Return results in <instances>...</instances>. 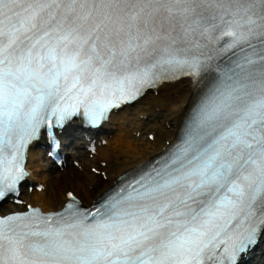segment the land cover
Wrapping results in <instances>:
<instances>
[{"label":"snow or ice","instance_id":"1","mask_svg":"<svg viewBox=\"0 0 264 264\" xmlns=\"http://www.w3.org/2000/svg\"><path fill=\"white\" fill-rule=\"evenodd\" d=\"M179 76L178 143L90 206L0 215V264H241L264 239V0H0V200L42 131L51 155Z\"/></svg>","mask_w":264,"mask_h":264},{"label":"bare ground","instance_id":"2","mask_svg":"<svg viewBox=\"0 0 264 264\" xmlns=\"http://www.w3.org/2000/svg\"><path fill=\"white\" fill-rule=\"evenodd\" d=\"M156 92L155 94H149V91H147L146 94L140 97L141 99H147L146 104L137 103L134 106L137 108L136 111H140L151 108L156 101H162L163 108L166 110L164 116L159 115L160 119L163 117L161 119L163 120L161 121L163 123L162 128L160 130L151 129L147 131L148 135L149 133H153V140L149 138L142 141L130 139L132 132L122 129L126 123H122V121L124 122V119L127 118L129 111V105H125L116 112H112L109 116V123L106 124L107 130H110L111 126L112 129L115 128V125L120 129L115 139L118 147H115L113 152L109 151L107 148L110 146L112 140L108 139L110 141L107 148L104 149L102 146L97 148L98 154L101 156L100 158L97 157L88 161L83 158V150L67 151V158L73 161L79 160V165L74 167L73 161H70L62 168L55 167L45 155L41 154L39 148L34 147L35 143L31 145L27 158V167L31 170L28 179L33 180L35 184L43 183L44 187L41 190L34 189L31 192L25 190L23 193L24 202L40 205L44 210H55L66 199V193L72 191L85 204H91L93 199L112 186L117 175L132 167H137L142 162H146L163 149V147H166L175 138L178 127L188 112L189 102L193 98V95H195L194 85L189 78H184L174 82L162 83L157 87ZM149 104L151 105L149 106ZM143 129L147 130V127L145 126ZM62 135L65 142L72 141L78 147H83L85 141L82 142L79 136L80 132L71 125L63 130ZM113 156H116L118 159L126 158L125 156L129 158L121 161L124 165L118 168L117 172L112 169L111 160ZM100 160L107 161L106 165H102ZM92 167L95 169L93 173L91 172ZM93 175L98 180H93ZM100 184H102V187H100ZM15 208H23V205L15 206L7 202L0 206L2 211L13 210Z\"/></svg>","mask_w":264,"mask_h":264},{"label":"rangeland","instance_id":"3","mask_svg":"<svg viewBox=\"0 0 264 264\" xmlns=\"http://www.w3.org/2000/svg\"><path fill=\"white\" fill-rule=\"evenodd\" d=\"M157 93L156 91H150L149 94H155ZM147 102V99H140L137 103L139 104H143L145 105ZM136 103V104H137ZM135 103L130 105V107H128L129 111H128V115L127 118L124 119V122L122 121V123H125V125H123V130L125 131H131L132 133L130 134V139H139V141L142 140H146L147 138H149L150 140H153V133H147L148 130L151 129H161L162 128V122L163 117L160 119L159 115H163L164 113H166V110L163 108L164 105L162 103V101H156L154 103V105L151 108H146V109H142L140 111H136V107H134L136 105ZM151 104H149L150 106ZM161 124V126H160ZM147 127V130H144L143 127ZM154 127V128H153ZM112 128V126H111ZM114 131H112L109 135V137L106 138L107 142L102 143L100 145V147L102 146V148L104 147L107 148L108 146V142L110 140H112L110 142V146L107 148L109 151L113 152V149L115 147H118L116 144L115 139L117 138V133L120 132V129L117 128V125H115V128L113 129ZM154 131V130H153ZM109 134V133H108ZM155 134V133H154ZM108 139H110L108 141ZM119 151V150H118ZM97 157H101L100 154H94L91 156L85 155L83 158L85 160L91 161L94 158ZM126 158H117L116 156H113L112 160H111V164H112V169L117 172L118 168H120L122 165H124L121 161L123 159H129L127 156H125ZM107 161H101L100 163H102V165H106ZM74 167H77V165H75L73 163ZM91 172L93 173V171L91 170ZM94 177V175H93ZM97 178H93V180H96ZM98 180V179H97ZM98 183V182H97ZM98 185V184H97ZM100 187H102V184H100Z\"/></svg>","mask_w":264,"mask_h":264}]
</instances>
